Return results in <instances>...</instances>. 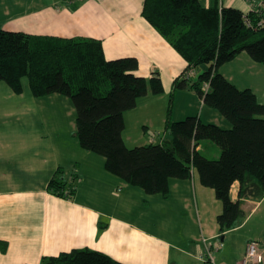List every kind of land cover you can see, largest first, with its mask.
Instances as JSON below:
<instances>
[{
	"label": "crops",
	"instance_id": "crops-1",
	"mask_svg": "<svg viewBox=\"0 0 264 264\" xmlns=\"http://www.w3.org/2000/svg\"><path fill=\"white\" fill-rule=\"evenodd\" d=\"M223 1L225 7L249 12L244 0ZM142 8L143 0H41L40 5L37 0H0V28L33 37L99 40L106 60L132 57L138 62L137 76L158 73L163 94L139 99L131 111L139 107V113L149 112V104L164 100L161 96L167 92L172 100L185 94L187 103L177 117L173 108L164 116L154 113L152 106L142 119L144 128L163 131V141L169 122L199 117L195 113L199 97L189 86L173 87L175 79L184 78L186 62L142 17ZM218 72L238 89H250L264 104V65L241 53ZM6 88L11 92L6 84L1 86L0 103L10 106L23 92L11 95ZM59 96L43 100L63 103ZM17 107L0 109V242L6 243L5 250H0V264H41L43 257L77 249L104 253L121 264H201L200 255L210 254L213 259L212 252L228 251L226 236L234 232L242 231L244 254L253 236L264 241V196L242 199L244 218L221 237L218 226L211 225L221 214L222 204L203 189L194 171L190 180L171 179L166 197L147 195L107 172L102 157L80 148L74 126H59L65 111ZM199 118L204 123L223 122L213 110L207 113L208 121ZM204 147L199 145L198 150L202 153ZM219 153L218 147H212L207 158L217 159ZM70 172L80 182L72 198L52 195L49 181L67 179ZM238 189L235 182L230 191L233 201L238 200ZM139 197L140 205L133 200ZM250 222L256 229L243 232ZM99 223H106V228L99 230ZM214 257L216 264L222 261Z\"/></svg>",
	"mask_w": 264,
	"mask_h": 264
},
{
	"label": "trees",
	"instance_id": "trees-1",
	"mask_svg": "<svg viewBox=\"0 0 264 264\" xmlns=\"http://www.w3.org/2000/svg\"><path fill=\"white\" fill-rule=\"evenodd\" d=\"M141 14L186 62L185 73L202 69L196 80L177 78L173 87L192 88L229 123L228 128L189 116L169 122L165 140L127 148L124 114L135 109L139 99L163 94L161 79L158 73L137 76L135 58L106 60L101 42L90 38L33 37L0 28V83L20 95L26 78L34 98L70 99L80 148L101 156L107 172L147 195L166 197L171 179L190 180L196 172L200 184L212 189L222 204L216 217L222 237L244 218L242 199L264 196V104L218 70L241 53L264 65V27H247L242 12L225 7L224 1L220 7L219 0L208 5L202 0H143ZM248 17L253 23L258 20L254 14ZM205 82L207 91L202 88ZM203 140L219 148L217 159L198 150ZM235 182L239 183L237 201L230 197ZM47 189L65 199L75 192L73 182L60 177H53ZM106 225L99 223V230ZM5 248L6 243L0 242V250ZM41 264L121 263L98 251L77 249L43 257Z\"/></svg>",
	"mask_w": 264,
	"mask_h": 264
},
{
	"label": "rangeland",
	"instance_id": "rangeland-1",
	"mask_svg": "<svg viewBox=\"0 0 264 264\" xmlns=\"http://www.w3.org/2000/svg\"><path fill=\"white\" fill-rule=\"evenodd\" d=\"M40 3H41V0H37V5H40ZM205 68L207 69L206 66H205ZM197 72H198L197 73V76H198L202 72V69H199ZM197 76L192 78V80H196ZM22 83H23V93L20 95V97L17 98V100H16L17 102L12 103V104L10 103V106L16 105V106H19L21 109L25 108L26 110H31L32 112L42 111V110H45V109H50V110L55 109V110L65 111L64 115H63L64 117L62 119L58 120V121H60L59 126H63V127L64 126H66V127L68 126L69 127V125H70V128H72L74 126V131H75L74 134L76 135V128H75L76 111H75V109L73 107V104L70 101V99H68L66 97L59 96V97H61L60 99H61V101H63V103L62 102L58 103V102H56L57 100H54L53 103H50V102H47V101L43 100V98L37 99V98H34L31 95L30 90H29V86H28V81H27L26 78H24L22 80ZM1 86L5 87V84L4 83H0V87ZM6 89H7V93L11 94V92L8 90V88H6ZM1 93L2 92L0 91V95H2ZM161 97H164V100H166V102L162 98H159V99H162V100H159L158 102H154V103L151 102L149 105L155 106L154 107V113H156V114L158 113V114L164 115V116H166L167 110L170 111L173 108V112L172 113H174V117H177V113H179V111H182V109H181L182 105L187 103V98H186L185 94H183V95L182 94H177V96H175L173 100H172V97L170 99V96H169L168 92L165 93ZM10 106H9V104L7 102L6 103L5 102L0 103V109L9 108ZM152 106L149 107V110H148L149 112H145V114L142 113V112L139 113V107L136 110V112H132L130 110L131 112H126L125 113V128H124V131H123L122 135H123L124 143H125L127 148L130 149V148H135V147L149 145L151 143H154V144L159 143L161 136H163V133H162L163 131H156L158 129L157 128H152V127L150 129H146V128L143 127V124H145V122L144 123L142 122V119L146 115H148L149 113L152 112L151 111ZM20 108H18V109H20ZM196 109H198V111H196L195 113H198L199 117L201 116L202 120H204V121L207 120L208 121L207 113H208L209 110H212V109L209 106L205 105L200 98H199V105L197 104ZM67 112L70 113V117H69ZM129 113H131V114H129ZM154 113L152 114L153 116H155ZM128 115H130V116H128ZM196 116H198V115H196ZM219 117L221 118V116H219ZM221 120L223 122L217 123V124L219 126H222L221 128H228L229 127V123L223 118H221ZM32 126L34 128H36V129H38V126L35 123H33ZM200 145H205V147L202 150V154L205 157H209V158L211 157V155L209 154L211 148L212 147H215V148L217 147L214 143H212V142H210L208 140L201 141ZM69 148H70L69 151H71L72 148L70 146H69ZM219 155H220V153H219ZM219 155H218V157H219ZM97 157H99V159H100L101 156H97ZM66 175H67V179H64V180L68 184L74 182V186L76 188V186H78V184L80 183L79 179L77 178L78 176L76 175L77 176L76 177L75 173H72V175H71V172L66 174ZM196 179H197V181H199L197 173H196ZM203 189H205L206 191H209V193H214V191L212 189H210V188L205 187ZM141 199H142V197L135 198L133 200H134L135 203L137 201V204L139 203V205H140L142 203V201H139V200H141ZM143 199H145V196H144ZM143 203H144V201H143ZM213 225L217 229L216 219H214V222H213V224L211 226H213ZM245 227L246 228L243 229V232L248 230V228L256 229V226H255L254 222H250ZM242 235H243L242 231H238V232H234L233 234H230V235L226 236V240L225 241L228 243L227 246L229 247V249H228V251L225 250V253H223V250H221L219 252H217V251L212 252L214 264H216L214 255H216L218 260H222V261L218 262L217 264H226L224 262V260H228L229 264H235L236 262L237 263L242 262V260L244 259V256H245L244 253H241V246L242 245H241V242H240V238L242 237ZM205 237L206 236L204 235V238ZM254 238L256 239V237L253 236L250 239V241H255ZM214 241L219 242V239H216ZM210 242H212V241H210ZM260 242H262V240Z\"/></svg>",
	"mask_w": 264,
	"mask_h": 264
},
{
	"label": "built area",
	"instance_id": "built-area-1",
	"mask_svg": "<svg viewBox=\"0 0 264 264\" xmlns=\"http://www.w3.org/2000/svg\"><path fill=\"white\" fill-rule=\"evenodd\" d=\"M204 4H209V0H202ZM249 4V12L243 13V18L245 25L247 27H264V0H244ZM220 7L223 5V0H219ZM254 14L257 16L258 20L253 23L248 15ZM185 78L191 80L195 76H197V72L194 70H189L185 73ZM209 87V83L205 82L202 86L204 91H207ZM199 261L201 264H214L213 259L210 254H203L199 256ZM238 264H264V241H250L246 245L245 256L242 262Z\"/></svg>",
	"mask_w": 264,
	"mask_h": 264
}]
</instances>
